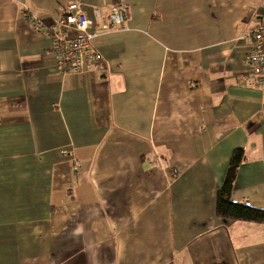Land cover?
Returning a JSON list of instances; mask_svg holds the SVG:
<instances>
[{
  "label": "crops",
  "instance_id": "crops-1",
  "mask_svg": "<svg viewBox=\"0 0 264 264\" xmlns=\"http://www.w3.org/2000/svg\"><path fill=\"white\" fill-rule=\"evenodd\" d=\"M66 2L127 8L84 73L22 16ZM263 6L0 0V264H264V224L216 212L238 148L232 200L264 209V91L242 79Z\"/></svg>",
  "mask_w": 264,
  "mask_h": 264
},
{
  "label": "built area",
  "instance_id": "built-area-1",
  "mask_svg": "<svg viewBox=\"0 0 264 264\" xmlns=\"http://www.w3.org/2000/svg\"><path fill=\"white\" fill-rule=\"evenodd\" d=\"M95 18L87 15L79 2H66L59 7V20L52 27L29 8L23 10V18L39 32L52 39V46L47 51L52 55L59 71L63 74L84 73L95 68L102 55L93 45V40L104 32L120 28L126 21L127 8L121 2H115L110 11L104 14L96 8ZM256 29L250 35L251 50L244 58L247 69L242 79L252 80V85L264 91V6ZM168 166V162L163 161Z\"/></svg>",
  "mask_w": 264,
  "mask_h": 264
},
{
  "label": "trees",
  "instance_id": "trees-1",
  "mask_svg": "<svg viewBox=\"0 0 264 264\" xmlns=\"http://www.w3.org/2000/svg\"><path fill=\"white\" fill-rule=\"evenodd\" d=\"M243 158V149H235L224 182L217 193L216 212L220 218L225 220L264 224V209L245 203L234 202L232 200V191L237 171L242 164Z\"/></svg>",
  "mask_w": 264,
  "mask_h": 264
}]
</instances>
